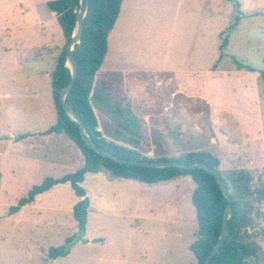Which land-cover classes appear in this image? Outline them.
Returning a JSON list of instances; mask_svg holds the SVG:
<instances>
[{
	"label": "rangeland",
	"instance_id": "1",
	"mask_svg": "<svg viewBox=\"0 0 264 264\" xmlns=\"http://www.w3.org/2000/svg\"><path fill=\"white\" fill-rule=\"evenodd\" d=\"M47 1L52 0L2 2L0 33L15 30L6 31L8 5L31 23L35 4ZM176 1L150 0L154 19H148L147 25L145 14H138L136 29H147L138 43L130 36L132 28H124L123 37L113 39L114 52L109 39L102 74L123 72L135 112L148 122L147 157L175 158L189 142L191 149L219 157L223 172L250 171L253 190H258L264 187V83L257 75L264 72V0L246 1L235 28H231L235 22L233 6L225 0H217V4L214 0H182L186 7H174ZM126 11L123 27L129 17L134 22L133 12ZM117 26L113 33L120 34ZM168 29L174 31L171 36ZM31 31L41 37L42 29ZM59 31L48 49H39L42 45L35 49L27 37L29 31L22 30L11 38L0 34V264H197L190 250L198 228L196 211L188 185L180 182L190 183L193 191L195 185L189 177L158 185L131 181V187H124V181L105 172L87 173L81 187L88 193L92 208L82 238L73 215L80 199L69 183L55 186L38 196L34 204L9 215L10 208L46 178L74 174L84 166L78 159L73 165L30 169L45 156L53 159L63 152L61 146L44 148L39 136L57 121L51 75L58 55L49 49L64 46ZM223 39L229 43L220 59ZM236 60L253 72L239 70ZM150 70L153 72L148 74ZM238 71L251 75L241 77ZM165 72L189 76L166 84ZM198 72L199 76L192 75ZM231 77L234 84L228 81ZM229 94L240 105L242 115L225 113ZM214 109L219 112L215 114ZM229 120L235 130L243 126V134L231 132ZM21 135L28 137L20 139ZM45 137L71 143L64 136ZM182 141L184 148L173 143ZM103 198L112 207L106 215L98 213ZM159 199L163 206L155 205ZM261 211L264 215V202ZM257 224L256 231L262 234L263 216ZM72 238L75 243L68 256L47 260L51 249L63 247ZM259 264H264V253Z\"/></svg>",
	"mask_w": 264,
	"mask_h": 264
},
{
	"label": "trees",
	"instance_id": "2",
	"mask_svg": "<svg viewBox=\"0 0 264 264\" xmlns=\"http://www.w3.org/2000/svg\"><path fill=\"white\" fill-rule=\"evenodd\" d=\"M232 4L235 28L243 16L240 0H225ZM124 0H89V7L83 21V34L74 46L72 55L78 65V76L73 89L66 96V102L81 119L91 141L99 148L128 160L175 161L184 164H206L224 180L232 204V216L228 222V233L224 244L209 264H259L262 247L259 240L264 231L257 233V219L264 217L261 205L264 202V187L253 190L254 176L246 169L221 170L219 157L206 150H193L186 147L177 157L150 158L145 156V147L149 148L147 131L142 119L137 117L131 101L115 85L116 80L97 79L109 52V37L120 17ZM81 0H54L38 6L42 19L56 15L57 23L65 41L59 49L55 69L51 75V93L56 112V124L42 135H64L82 152L85 165L74 174L61 178H46L41 185L34 186L28 196L18 205L10 208L9 215L17 214L22 208L31 205L36 198L49 192L55 186L69 183L76 196L81 199L74 206V218L78 235L84 237L87 231L90 200L81 187L87 173H107L112 179L131 180L146 185L170 182L180 177H191L195 189L192 203L196 210L198 230L190 250L197 264H203L217 244L222 233L223 220L229 205L216 178L202 169L183 170L177 168H145L133 165H120L113 160L98 155L89 148L81 137L80 126L65 112L60 95L71 81V69L67 65V47L77 27V14ZM223 39L220 59L228 47ZM238 69L253 71L248 66L235 61ZM264 83V72L260 74ZM102 125V126H101ZM100 126L102 129L100 130ZM27 135H21L25 139ZM110 139V141L108 140ZM122 142L127 146L117 144ZM75 238L68 239L61 248L51 249L48 261L70 254Z\"/></svg>",
	"mask_w": 264,
	"mask_h": 264
},
{
	"label": "crops",
	"instance_id": "3",
	"mask_svg": "<svg viewBox=\"0 0 264 264\" xmlns=\"http://www.w3.org/2000/svg\"><path fill=\"white\" fill-rule=\"evenodd\" d=\"M14 1H16V3H18V4H21L22 3V1H25V0H14ZM52 1H54V0H52ZM246 1H248V0H241V2H242V8L243 7H245V3H246ZM2 2H6V0H0V4L2 3ZM48 2H50V1H47V2H45V3H43V4H38V3H36L35 4V13H34V15L32 16L33 18H32V21H31V23H26V21L24 20V17H22V16H19L18 14H15V11H14V9L13 10H11L12 8H13V6L12 5H8L7 6V9H8V11H9V13H10V16L8 17V20H9V24H8V27H6L7 28V30L6 31H10L11 30V28L12 29H15L14 31H10V32H4V31H2L0 34H1V36H4V37H8V38H11V37H15L16 35H18L22 30H25V31H29L28 33H27V37H28V35H29V42L34 46V48L35 49H37L36 47H40L41 45V47L39 48V49H41V48H43V49H48V44L50 43V42H52L53 41V36L55 37V35H57L58 34V32H59V34H60V31H59V28H60V26L58 25V23H57V18H56V15L54 14V13H52V15H50V17L49 18H46V19H42L41 17H40V15H39V11H38V6H40V5H44V4H46V3H48ZM214 2L216 3L217 2V0H214ZM217 4V3H216ZM175 6L174 7H186L185 6V4L182 2V0H178V1H176V3L174 4ZM218 6V5H217ZM131 8H133V9H131ZM126 9L129 11V12H133V14H134V22H133V19H131V21H130V17H129V19L127 18V20L125 21V26L123 27V25H122V21L124 20V14H126ZM153 9H155L153 6H151V2H150V0H124V2H123V5H122V9H121V13H122V15H121V13H120V15L122 16H120L119 17V19H118V21H117V24H118V26H117V28H119V29H121V33L119 34H116V31L113 33L112 32V34L110 35V37H109V39H110V43H111V47H112V51L114 52V49H113V47L115 46L114 45V42H113V39H116V38H119V39H121L122 37H123V35H124V33H123V29L125 28L126 30H127V28H132V32L130 33V36L131 37H133V43L134 42H136V43H138L137 41H139V37H140V35H141V33L142 32H144V31H147V29L146 28H142L141 27V30H137L136 29V25H137V16H138V14L140 13V12H143L144 14H145V19H144V21L146 22V24L148 25V19H149V21L151 20V18L152 19H154V17H153V15H152V11H153ZM17 12H18V10H17ZM126 16H127V14H126ZM152 21V20H151ZM27 24H29V25H27ZM116 24V25H117ZM35 27H38L39 29H42V33H41V37H37V36H35V33L34 32H32L31 31V29L32 28H35ZM23 28V29H22ZM116 28V27H115ZM21 29V30H20ZM56 29L58 30V31H56ZM20 30V31H19ZM19 31V32H18ZM62 32V31H61ZM174 32V31H173ZM172 32V33H173ZM168 33H169V36H171L172 35V33H171V29H168ZM61 36V35H60ZM63 37V36H62ZM52 39V40H51ZM59 49L60 48H56V49H53V50H51V49H49V51L50 52H56L57 53V55L59 54ZM187 50L186 49H183V52L185 53ZM109 53V52H108ZM117 52H115V54H116ZM108 56V55H107ZM107 58V57H106ZM56 59H57V57L55 58V65H56ZM106 60V59H105ZM184 62H185V60H184ZM104 63H105V61H104ZM104 65V64H103ZM103 67V66H102ZM102 69V68H101ZM101 69H100V71L98 72V74H97V79H103V80H116V86L128 97V99L131 101V104H132V110H133V112H134V114L137 116V117H139L140 119H142V121H143V124L145 125V128H146V131H147V138H148V122H147V120H146V118H144V117H142V116H139V115H137L136 114V112H135V106H134V102L130 99V97H131V95L128 93V91L126 90V88H127V86H126V84H125V82H126V80L124 79V75H123V72L121 73V72H118V71H115V72H110V71H107L106 73H104V74H102V71H101ZM153 71L152 70H150V71H148V74L149 73H152ZM251 72H253V71H251ZM156 74V73H155ZM187 73H184L182 76H179L177 73H173V74H171V73H167V72H165V73H163L162 74V76H163V80L164 79H166V84H168L169 82H172V81H176V80H179V79H176V78H185V77H188L189 76V74L188 75H186ZM194 74V76L197 74L198 76L200 75V72H198V73H192V75ZM238 74H241L242 76L241 77H248V76H250V75H244L242 72L240 73L239 71H238ZM261 74V73H260ZM260 74H257V75H259V77H260ZM168 78V79H167ZM195 78V77H194ZM170 79H172L171 81H170ZM241 79V78H240ZM241 80H243V79H241ZM197 81V80H196ZM228 81H230V83L231 84H234V82H233V80H232V77L230 78V80H228ZM198 83H199V81H197ZM244 82H246V81H243V83ZM246 83H244V85H245ZM226 85V84H225ZM124 87V88H123ZM126 87V88H125ZM230 93H231V91H230ZM223 94H225V97H227L228 96V91L225 89V93L223 92ZM230 96L232 95V94H229ZM225 106H224V111H225V113H228L229 114V116H233V117H236V114H239L240 113V110H239V108H240V105H238L235 101H234V99H233V96H231V99H229L228 101L226 100L225 101ZM243 107H244V104L242 105ZM219 112V110L218 109H214V113L215 114H217ZM240 115H242V113H240ZM252 122H254L253 124H255V123H257V122H255L254 120L252 121ZM252 122H251V124H252ZM228 126L231 128V132H234L235 133V135L237 134V131H239V133H241V134H243V132H244V128H243V126H241L239 129H236L235 130V128H233L232 126H233V123L229 120L228 122ZM235 123V122H234ZM237 125V124H236ZM102 126V125H101ZM100 126V130L102 129V127ZM245 126V125H244ZM248 127V126H247ZM234 129V131H232ZM246 129H249V128H246ZM255 129V128H254ZM258 129H260V128H256L255 130H256V133L257 132H259L258 131ZM48 130V129H47ZM45 132V131H44ZM42 133L43 132H41V133H39V136H40V138H42L43 139V143H42V146L45 148V146L47 147V146H51V149H53V148H56V147H59V146H61L62 148H63V152H61V154H62V156H58V157H56V156H54V158L53 159H49V158H47L46 156H45V158H44V160H42L43 162H39V163H37L36 162V164L35 165H33V166H31L30 167V169L31 170H39L40 168H53L54 166H57V164H60V165H73L74 163H75V161L76 160H80V162L82 163V162H84V165H85V158H84V156H83V154H82V152L80 151V149L72 142V141H70L66 136H64V135H57V136H64L65 138H66V140L67 141H69V142H71V143H64V144H61L60 142H59V140H55V139H47L45 136H49V135H42ZM51 135H53V134H51ZM55 135V134H54ZM41 136H43V137H41ZM28 137V136H27ZM46 140H52V143H49V141H48V143H47V141ZM109 141H110V139H108ZM148 140V139H147ZM51 142V141H50ZM16 143V141H14V145H17V144H15ZM174 144H176L177 146H182V143H183V141L182 142H173ZM117 144H120V145H123V146H127V147H129L128 145H126V144H124V143H122V142H117ZM189 146V142H188V145H186L185 147H188ZM183 147V146H182ZM184 148V147H183ZM189 148H192V145H191V147H189ZM76 150H78V153H75V151ZM77 152V151H76ZM145 156H148L147 154H144ZM42 159H43V157H42ZM84 167V166H83ZM82 167V168H83ZM231 170H236V169H231ZM237 170H239V169H237ZM88 174H92V173H88ZM99 174V173H98ZM65 176V175H64ZM63 177V176H62ZM187 177H189V176H187ZM182 178H186V177H180V178H177V179H175V180H178V179H182ZM189 178H191V177H189ZM106 180H109L108 178L106 179ZM116 180H118V179H116ZM186 180V179H185ZM84 181H85V178H84ZM84 181L82 182V183H84ZM121 181H124L125 183H123V186L124 187H127V186H130L131 187V184H130V182H131V180H124V179H122ZM172 181H174V180H172ZM133 182H135V181H133ZM180 182H185L187 185H188V188H189V191L188 192H190V194H191V202H192V195H193V191H192V185L190 184V183H187V181H180ZM164 183H166V182H164ZM164 183H160V184H164ZM67 184V183H66ZM119 184H121V183H119ZM141 184H143V183H141ZM181 184V183H180ZM61 185V184H60ZM146 185V184H145ZM156 185H158V184H156ZM58 186V185H57ZM194 189H195V187H194ZM102 193V195L101 196H105V194H104V192H101ZM86 196H88V193H86ZM89 199V198H88ZM81 200V199H80ZM79 200V201H80ZM36 201V200H35ZM101 201V203H102V210H100L98 213H101L100 215H106L108 212H109V209L110 210H112V207H110L109 206V204L107 203L108 202V200L106 199V198H103V199H101L100 200ZM35 203V202H34ZM33 203V204H34ZM193 204V203H192ZM32 205V204H31ZM155 205H164V201L163 200H160L159 199V201L158 202H156L155 203ZM194 206V205H193ZM104 207H105V209H104ZM91 208H92V204H91V202H90V207H89V210H88V218L90 217V210H91ZM107 208V209H106ZM195 208V207H194ZM196 211V210H195ZM73 215H74V210H73ZM184 217V216H183ZM196 218H197V215H196ZM197 224H198V221H197ZM88 225V224H87ZM197 230H198V228H197ZM197 232V231H196ZM196 232H195V234H196ZM195 234H194V238H195ZM259 244L261 245V247H262V253H264V239L263 240H259ZM260 252V254H259V256H260V258H261V253ZM259 259V258H258Z\"/></svg>",
	"mask_w": 264,
	"mask_h": 264
},
{
	"label": "water",
	"instance_id": "4",
	"mask_svg": "<svg viewBox=\"0 0 264 264\" xmlns=\"http://www.w3.org/2000/svg\"><path fill=\"white\" fill-rule=\"evenodd\" d=\"M88 7H89V0H81L80 10L77 14V27H76L75 33L72 37V40L67 47V65L71 69V74H72L71 76L72 77H71L70 83L68 84V86L65 89H63V91L60 95L61 105L63 106L66 114L73 121H75L79 124L80 130H81V137H82L83 141L86 143V145L102 157L109 158V159L113 160L114 162H116L120 165H133V166H139V167H145V168H177V169H183V170L202 169V170H205L206 172L212 174L216 178L223 194L225 195V197L229 201V205H228L226 212H225V215H224L223 228H222V233L219 237V240H218L217 244L215 245V247L213 248V250L207 256L205 262L203 263V264H209L211 262V260L216 256V254L220 251V249L222 248V246L224 244L225 238H226L227 233H228L227 225H228V222L232 216V204H231V200H230V197L228 194V189L226 188V185L224 183L223 178L218 173H216L214 170L210 169L206 164H203V163L184 164V163H179V162H175V161H158V162H156V161H144V160H128V159H122L120 157H117L114 154L99 148L98 146H96L91 141L81 119L76 114V112L71 108V106L66 102V96L73 89V87L76 83V80H77V76H78V65H77V63H76V61L72 55V51L74 49V46L76 44H78L81 40V37L83 34V21L87 15Z\"/></svg>",
	"mask_w": 264,
	"mask_h": 264
}]
</instances>
